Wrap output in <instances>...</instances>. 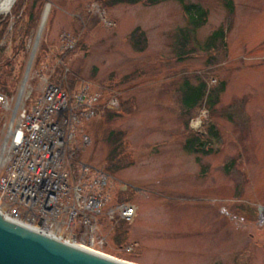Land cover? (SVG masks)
Returning <instances> with one entry per match:
<instances>
[{"label":"rangeland","instance_id":"rangeland-1","mask_svg":"<svg viewBox=\"0 0 264 264\" xmlns=\"http://www.w3.org/2000/svg\"><path fill=\"white\" fill-rule=\"evenodd\" d=\"M110 1L25 0L20 10L14 5L0 17L10 21L0 43L10 61L3 77L10 92L0 90L7 100L0 106V158L25 97L36 102L47 82L67 77L75 91L84 85L104 101L119 98L112 120L103 116L76 126V156L67 165L71 183L80 180L82 164L110 174L115 181L103 191L107 207L128 203L138 210L121 245L119 230L101 218L105 255L129 264H264V0H232L233 12L221 0H189L208 13L196 33L199 47L220 28L226 39L218 54L197 49L183 61L176 36L189 24L179 3ZM26 10L37 21L30 33L23 23L14 28L15 12ZM137 30L146 40L138 41L141 50L131 41ZM197 78L211 89L225 84V90L213 112L203 106L187 123L179 91L184 80ZM208 124L220 135L214 153L187 152L190 134L205 132ZM111 135H121L131 163L113 174L107 165Z\"/></svg>","mask_w":264,"mask_h":264},{"label":"built area","instance_id":"built-area-1","mask_svg":"<svg viewBox=\"0 0 264 264\" xmlns=\"http://www.w3.org/2000/svg\"><path fill=\"white\" fill-rule=\"evenodd\" d=\"M98 104L97 96L82 92L72 97L62 85L47 82L42 97L22 108L9 135L0 174V212L7 218L29 227L32 223L25 222L35 221L38 229L66 233L74 242L79 234L81 244L88 247L103 243L95 235L104 200L86 184L71 183L67 171L76 126L95 117ZM6 105L0 96V106ZM87 173L85 168L82 179ZM43 182L50 188V198L36 197L37 186ZM106 185V177L100 175L91 188ZM133 214V209L120 206L108 216L131 220Z\"/></svg>","mask_w":264,"mask_h":264},{"label":"trees","instance_id":"trees-1","mask_svg":"<svg viewBox=\"0 0 264 264\" xmlns=\"http://www.w3.org/2000/svg\"><path fill=\"white\" fill-rule=\"evenodd\" d=\"M19 1V2H18ZM15 4V8H22L25 3V0H18ZM189 0H112L110 1L111 6H115L118 4H139L145 3L148 6H157L159 4H163L166 2H177L179 3L184 11V14L187 17L189 27L179 31L176 36V54L177 58L180 61L186 60L192 57L197 49L202 50L206 54H215L219 53L220 49L225 48V32L223 29H218L215 31L204 43L203 46L199 47V43L196 39L197 31L202 28L208 20V13L204 9L199 6H195L188 3ZM224 6L229 11H234L232 0H221ZM34 6V5H33ZM9 18L6 19L0 18V43L2 42L5 35H7V28L9 24ZM15 26L19 27V24L23 23L26 29H28V33L33 30L37 26V21L34 19L33 12L27 13L25 11V15H21L15 12L14 18ZM143 39V40H141ZM131 41L135 45V47L139 50L142 49L143 46L140 45L139 42L145 43V37L140 33L139 30L135 31L131 37ZM210 58V64H212L215 60L212 57ZM9 58L5 56V50L0 48V90L4 92L9 91V86L3 81V77L6 74V68L9 65ZM6 76V75H5ZM71 89L74 88L73 82ZM225 90V84H221L216 89H211L205 79H198L196 83L192 82L191 79L184 80L183 86L180 89V103L184 115L189 118L187 123H189L193 118L197 117V113L204 106L208 109V112H213L220 101V94ZM15 92V91H14ZM113 112H107L104 117L107 116L108 120L113 119ZM121 136V135H120ZM118 136V140L113 139V135L109 136L108 144L111 147L110 153L108 155L107 165L111 174L122 171L129 167L131 163L128 161L129 158L124 155L125 148L123 144L120 142ZM219 132L216 129L214 124H208L205 132L200 133H191L188 140L185 142V149L187 152L192 154H200L202 156H208L214 153L215 144L219 142ZM229 168V167H228ZM125 224L120 223L116 232L118 231L120 235L116 237V242L119 243L124 240L126 236V232H124ZM123 238V240H122ZM119 245H121L119 243Z\"/></svg>","mask_w":264,"mask_h":264},{"label":"water","instance_id":"water-1","mask_svg":"<svg viewBox=\"0 0 264 264\" xmlns=\"http://www.w3.org/2000/svg\"><path fill=\"white\" fill-rule=\"evenodd\" d=\"M45 23L42 21L34 50L23 80L14 116L19 108L35 52ZM0 264H128L52 239L20 224L8 221L0 213Z\"/></svg>","mask_w":264,"mask_h":264},{"label":"bare ground","instance_id":"bare-ground-1","mask_svg":"<svg viewBox=\"0 0 264 264\" xmlns=\"http://www.w3.org/2000/svg\"><path fill=\"white\" fill-rule=\"evenodd\" d=\"M16 0H0V16L2 15H8L13 7V5L15 4ZM49 15V10L46 11L45 13V22L47 21V17ZM12 127V126H11ZM9 134L12 135V131L9 132ZM6 148V144L4 145V149ZM3 164V159H1L0 162V166ZM37 198H41V196L44 197H49L50 198V188L48 187V185L43 182L42 185H38L37 186ZM41 193V194H40ZM35 201V200H32ZM3 213V212H2ZM4 214V213H3ZM5 215V214H4ZM7 219V217H5ZM10 222L16 223L15 221L11 220V219H7ZM26 224L30 225L26 226L21 224L23 227L32 229L42 235L48 236L52 239L61 241L62 243H68L70 245H73L71 237L69 235H67L66 233H60V232H54V231H48L47 229H45V231L38 229L35 226H38V223H36L35 221H30V222H25ZM18 224V223H17ZM47 230V231H46Z\"/></svg>","mask_w":264,"mask_h":264}]
</instances>
